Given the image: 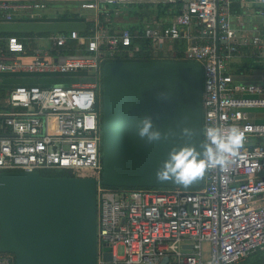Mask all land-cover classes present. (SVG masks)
Masks as SVG:
<instances>
[{"label": "built area", "instance_id": "1", "mask_svg": "<svg viewBox=\"0 0 264 264\" xmlns=\"http://www.w3.org/2000/svg\"><path fill=\"white\" fill-rule=\"evenodd\" d=\"M179 1V11L171 22L166 26L147 23L143 37L156 50L164 41H189L182 61L195 62L202 69L203 129L237 125L245 134L244 143L227 166H213L205 172L199 189L105 187L100 183L99 80L103 64L116 61L113 58L134 38L128 29L111 32L107 28L108 8H116L117 14L118 8L129 4ZM232 3L92 0L80 4L81 10L98 15L85 30L88 34L50 35L48 52L28 55L24 42L34 39L31 37L0 38L4 43L0 74L92 72L73 82L67 76L55 85H19L8 90L0 99V173L59 171L94 178L96 264H237L264 252V121L250 115L264 109V84L232 77L229 66L246 42L242 29L232 25ZM44 8L40 3L0 1V22L31 16ZM254 14L263 21L247 44L264 58V10L258 8ZM193 25L203 43H190ZM73 50L86 55H68ZM137 50L134 46L131 52ZM29 56L30 61L21 60ZM81 171L92 176L78 175ZM105 253L110 260L103 258ZM0 264H14L12 256L0 254Z\"/></svg>", "mask_w": 264, "mask_h": 264}, {"label": "water", "instance_id": "2", "mask_svg": "<svg viewBox=\"0 0 264 264\" xmlns=\"http://www.w3.org/2000/svg\"><path fill=\"white\" fill-rule=\"evenodd\" d=\"M218 36L215 46L218 50ZM170 93L167 100L158 93ZM100 183L108 188L199 189L203 176L184 185L157 179L177 135L148 144L137 124L151 116L161 131L195 129L202 140V69L190 61H107L101 72ZM92 177H45L38 172L0 173V254L14 264H96L95 194ZM103 258L110 260V254ZM167 258L163 260L165 263Z\"/></svg>", "mask_w": 264, "mask_h": 264}, {"label": "crops", "instance_id": "3", "mask_svg": "<svg viewBox=\"0 0 264 264\" xmlns=\"http://www.w3.org/2000/svg\"><path fill=\"white\" fill-rule=\"evenodd\" d=\"M0 1H11L17 3H40L44 4V9L34 10L30 15H25L20 18H15L11 22H0V35L10 34L8 36H17L16 34L23 33H31L29 37L32 39V43L35 45L33 54L39 51H47L49 50L51 44L47 41V38L50 35L59 34L62 32L68 31H77L84 32L87 27H89V23L94 22L96 17V13L94 11L81 10L80 4L83 2H90L92 0H0ZM240 4V12L236 15H232V25L236 29H242V33L246 36L244 37L246 42L243 43V47L249 46L248 39L260 30L261 23L263 19L257 17L254 13L259 8L264 10V0H236ZM234 2V1H233ZM120 9L119 16H111L108 21V29L110 31H120L122 29H128L134 25L141 23L143 27L147 24V19L142 17L138 19L136 16H129L127 13H121ZM109 10H112V8ZM161 17L160 19L155 18V16H151L149 19V23L157 22L162 24L163 26L168 25L174 16L177 13L171 14ZM127 15V16H126ZM41 20L40 22H45L43 24H39L40 22H35L36 20ZM98 19V18H97ZM41 26H36V25ZM39 31H45L44 33H49L45 36H39L37 33ZM36 32V33H33ZM191 34V42L203 43L205 40L200 35L199 30L196 26H192L190 30ZM7 36V37H8ZM22 37V36H20ZM40 38V39H38ZM46 40L48 42L47 45L40 46L38 45V41ZM189 44V43H188ZM187 44V46H188ZM250 47V46H249ZM159 51H163L165 54L171 53V43L164 41L161 46L157 48ZM48 52V51H47ZM32 54V55H33ZM53 53L49 52V55ZM252 56L254 55L255 59L254 63H250L251 66H256L257 69L250 76L243 75L244 78L241 79L243 82H252L264 84V58L262 56L257 55L254 51H252ZM244 52H240L239 55L235 56L232 60L231 64L235 63L237 60H240V57H243ZM31 57H23L22 61L28 62ZM234 70V69H232ZM37 76H43L39 74H8L2 73L0 74V89L6 93L8 90L12 89L15 86L23 85H39L42 82V78H38ZM47 76V75H45ZM4 96V97H5ZM2 97V98H4ZM0 98V99H2ZM1 103V102H0ZM257 121L264 120V109L256 110L250 114ZM264 201V197H263ZM264 256V252H260Z\"/></svg>", "mask_w": 264, "mask_h": 264}, {"label": "clouds", "instance_id": "4", "mask_svg": "<svg viewBox=\"0 0 264 264\" xmlns=\"http://www.w3.org/2000/svg\"><path fill=\"white\" fill-rule=\"evenodd\" d=\"M169 96L170 93L166 91L158 93L160 99L167 100ZM137 135L148 144L167 141L177 135L183 138L184 143L178 146L173 144L169 149L156 176L159 180L172 179L184 185L202 177L213 166H227L245 140L244 132L237 125L227 128L208 126L202 129L204 139L197 149L190 143L195 135L193 127L185 124L180 127L179 134L173 128L162 132L154 126L151 116H145L138 122Z\"/></svg>", "mask_w": 264, "mask_h": 264}, {"label": "trees", "instance_id": "5", "mask_svg": "<svg viewBox=\"0 0 264 264\" xmlns=\"http://www.w3.org/2000/svg\"><path fill=\"white\" fill-rule=\"evenodd\" d=\"M231 6V13L236 15L240 12V4L238 1L233 0ZM180 1L176 4H165V3H158V4H129L123 8L124 10L121 11V13H127L129 16H136L138 19H141L144 17L149 21L151 19V16H155V18L160 19L161 17L169 15V13L174 14L178 13L179 11V5ZM112 10L109 11V20L111 16H119L120 9L118 8L117 14H115L114 7H109ZM108 8V9H109ZM170 14V15H171ZM127 16V15H126ZM147 21V23H149ZM92 22L89 23V26H92ZM108 22L105 23L106 26H108ZM108 28V27H107ZM128 30L131 31V33L134 35V38L131 41L130 46L122 48V54L116 55L113 59L116 61H156V60H169V61H182V57L184 55V52L187 48L188 40L186 38H180L175 41H171V53L170 58L163 56V51H159L158 49H154L152 42L148 39H145L143 37L144 27L141 23L134 25ZM112 32V31H111ZM49 33H42L39 32L37 35L39 36H45ZM81 35H87L88 32H80ZM10 34H7V36ZM18 37H29L32 35L31 33H23V34H16ZM6 35H0V38L7 37ZM25 47L28 55H32L34 51L35 45L32 43V41H25ZM74 45V44H73ZM72 45V46H73ZM136 46L138 48L137 51L131 52L133 47ZM4 47V43L0 41V48ZM253 49L249 46L243 47L239 46L238 53L235 55H239L240 52H244V59L241 61V63H233L230 64V68L234 69L232 70V77L237 80H241L244 78L243 75H251L254 71L257 69L256 66H251L250 63H254L253 60L255 59L254 55L252 56ZM70 56H85L86 52L81 50H73L68 52ZM131 53V56H128V54ZM71 75V74H69ZM72 76V75H71ZM74 77H69L68 81H74ZM5 96V92L0 89V98ZM100 105H101V96H100ZM42 176L45 177H72L70 173L66 172H59V171H42L40 172ZM13 258V256H12ZM14 262V258H13ZM237 264H264V256L260 252H256L254 254L249 255L244 260L238 262Z\"/></svg>", "mask_w": 264, "mask_h": 264}, {"label": "rangeland", "instance_id": "6", "mask_svg": "<svg viewBox=\"0 0 264 264\" xmlns=\"http://www.w3.org/2000/svg\"><path fill=\"white\" fill-rule=\"evenodd\" d=\"M41 20H36L35 22H40ZM43 23H45V22H43ZM42 22H40L39 24H43ZM36 26H41V25H36ZM38 32V31H37ZM39 32H42V33H44L45 31H39ZM38 32V33H39ZM33 33H36V32H33ZM48 44V42L46 41V40H40V41H38V45H40V46H44V45H47ZM163 56L164 57H169L170 58V55L169 54H167V52L164 54L163 53ZM244 57H240V59L242 60ZM235 63H241V61L240 60H237ZM84 74H87V75H90V74H92V72H84V73H80V72H76V73H73V74H71V75H59V74H50V75H47V76H45V75H43V76H37L38 78H42V80H44L45 82H42L41 84H39L38 86H50V85H55V84H59V83H61L63 80H64V78L65 77H74V79L76 78V77H78V76H83ZM256 111V110H255ZM254 112V111H253ZM264 121V120H263ZM78 175H83V176H85V175H90V176H92V174L91 173H89L88 171H81V172H78L77 173Z\"/></svg>", "mask_w": 264, "mask_h": 264}, {"label": "flooded vegetation", "instance_id": "7", "mask_svg": "<svg viewBox=\"0 0 264 264\" xmlns=\"http://www.w3.org/2000/svg\"><path fill=\"white\" fill-rule=\"evenodd\" d=\"M99 87L101 88V79L99 80Z\"/></svg>", "mask_w": 264, "mask_h": 264}]
</instances>
